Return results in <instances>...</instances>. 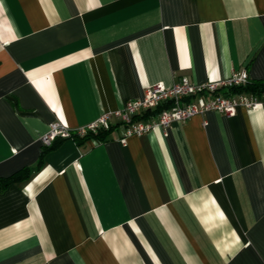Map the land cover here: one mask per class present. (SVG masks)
I'll list each match as a JSON object with an SVG mask.
<instances>
[{"label": "crops", "instance_id": "obj_1", "mask_svg": "<svg viewBox=\"0 0 264 264\" xmlns=\"http://www.w3.org/2000/svg\"><path fill=\"white\" fill-rule=\"evenodd\" d=\"M240 70L264 80V0H0V179L29 170L0 190V264H264V102L41 143Z\"/></svg>", "mask_w": 264, "mask_h": 264}, {"label": "built area", "instance_id": "obj_2", "mask_svg": "<svg viewBox=\"0 0 264 264\" xmlns=\"http://www.w3.org/2000/svg\"><path fill=\"white\" fill-rule=\"evenodd\" d=\"M248 80L245 70H240L226 80L215 82L193 83L182 77L169 87L162 83L154 84L146 90L143 99L128 100L121 110L103 113L94 122L73 131V133L83 136L89 131L95 132L116 122L125 126L124 136L120 138V141L124 142L127 136L142 135L156 127L164 132L173 122H183L206 111L215 110L231 116L239 107L256 108L264 102V94L259 98L250 94L224 93L231 87L245 85ZM201 95H206L207 99L194 104L182 103L185 98ZM166 103L169 105L153 116L150 121L135 122V117L141 115L145 110ZM70 135L71 131L60 124H51L49 131L42 136L41 143L43 147H47L56 138H67Z\"/></svg>", "mask_w": 264, "mask_h": 264}, {"label": "trees", "instance_id": "obj_3", "mask_svg": "<svg viewBox=\"0 0 264 264\" xmlns=\"http://www.w3.org/2000/svg\"><path fill=\"white\" fill-rule=\"evenodd\" d=\"M224 93L225 94H236V93L237 94H250V95H255L260 98L261 95L264 94V80L249 79L245 85L231 87L230 89H226ZM164 107H166V105L164 104L157 105L153 109H147L141 115H137V116L145 117V116L150 115L153 117L154 115L158 114ZM118 125H120V123H117L115 125L111 124L107 127L100 128L95 132L89 131L83 136H77L73 133V131H71L70 137H67V138H73L74 140L76 139L85 140V139H90V138L105 140V138L108 136L110 131L113 128L117 127ZM67 138H56L51 143V145L47 147H43V152L51 149L53 146H55L58 143V141L62 139H67ZM28 171H29L28 169H24V170L18 171L17 173L11 175L10 177L0 179V190L3 189L11 181L21 177L22 174H27Z\"/></svg>", "mask_w": 264, "mask_h": 264}]
</instances>
